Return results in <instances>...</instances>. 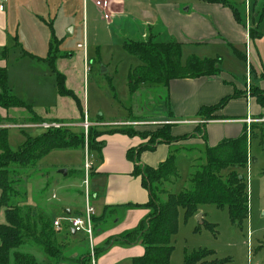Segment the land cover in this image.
I'll use <instances>...</instances> for the list:
<instances>
[{
    "label": "rangeland",
    "instance_id": "374dc122",
    "mask_svg": "<svg viewBox=\"0 0 264 264\" xmlns=\"http://www.w3.org/2000/svg\"><path fill=\"white\" fill-rule=\"evenodd\" d=\"M79 1L70 0L68 3V0H0V5L4 7V11L3 9L1 11L2 15L0 14V28L2 30L6 28L3 43L8 49L5 63L8 65L14 83L27 95L28 102L24 103L32 106L38 116L67 119L71 127L65 130H70L71 133H85L80 128L85 120L95 124L96 126L90 129L92 132L85 134V151L89 148L88 141L92 144L93 150L97 149L104 138L129 132L130 130L127 131V129L130 126L135 127L131 132L134 131L140 135L157 132L164 124H168L153 122L162 119L165 113L169 112L164 105L167 98L166 91L146 89L134 96L130 95L128 76L130 70L139 66L140 62L123 48L124 42L144 40L141 37L148 31L145 23L154 25L153 32L159 35V39H176L174 35L178 34H174L173 27L185 25L186 20L183 21L182 16L187 18L192 16L184 12L196 0H122L123 14L112 20L110 24L103 19L100 12L90 11L86 19V30L84 16L81 11L78 12ZM228 2L244 19L247 0H228ZM248 2L251 7V12L247 16V20L249 16L251 17L250 35L254 32L257 36L258 31L262 37L254 38V40L249 38L248 46L244 38L245 43L239 46L191 45L184 49L186 54H188L187 50L196 55H204L205 52H208L207 55L210 56L217 54L221 59L222 73L224 71L232 73L234 82L241 83L243 86H246L247 66L242 57L246 56V48L250 51L251 41L252 44L255 43L260 53L264 54V0ZM164 5L176 6L182 16L164 14L162 10ZM120 8V5H114L111 11L118 12ZM112 12H108L110 20ZM145 13L153 15L154 18L145 22ZM187 21L191 22V19ZM50 25L54 36L60 42L56 68L61 74L67 76L66 88L71 90L80 101L84 119L77 102L72 97L61 98L54 89L56 76L51 69L45 74L17 63L18 59L25 58L19 49L20 45L23 50L31 51L30 53H45L53 37ZM15 38L19 46L15 45ZM84 44H86V55L83 49L78 48L79 45ZM252 74L254 77V72ZM255 80L254 77L253 81ZM20 82L22 85H19ZM39 98L43 102H39L37 100ZM47 105L53 106L48 112H46ZM29 118L30 114L25 109L0 108V125H29L31 124L27 122ZM253 120L255 122L250 128L247 126L248 131L254 132L250 143V165L243 172L249 181L250 215L248 220L240 229L231 224L227 208L220 209L213 205L202 206L198 214L203 215L202 222L197 220L198 215L187 217L185 211L180 209L178 233L172 242L174 252L171 264H185L186 256H191L200 250L214 252L218 259H230L231 264H264V119L254 118ZM138 122H148L151 125H132ZM194 122H197V125L200 121ZM42 123H46L45 120L38 124ZM117 124H126V126H117ZM44 133L43 128L10 129L8 130L9 146L13 151H17L25 143L27 136L35 138ZM144 137L137 136L134 139L138 138L143 145L149 144V139ZM206 147L205 144L193 146L186 144L175 152L180 180L175 188H172L173 193L178 194L189 188L192 162L194 159H204ZM176 149L178 148L173 147L172 150ZM87 156L88 154L82 149L53 151L40 160L37 167L21 170V177L27 182L23 211L30 210L32 218L36 221L43 216L49 220L50 224H53L54 217L65 216L64 210L67 207L73 206L74 208L71 209L73 213L83 211L85 185L81 184L77 177L71 176L83 174V172L86 175L87 163L90 166L89 175L93 168L92 164L95 165L98 159L88 160L89 156ZM63 171L67 172V175ZM90 177L93 178V175ZM70 184L73 185L72 189ZM92 204L94 206L93 202ZM1 216L0 223H4V215L1 214ZM96 216L99 217L98 212ZM208 225L214 226V232L207 227ZM50 228L52 230V226ZM97 232L98 229L94 233V239ZM56 240L62 254L65 253L64 264H82L83 257L90 254L89 242H85L87 239L74 242L64 240L66 244L60 243L58 236ZM79 243L84 244L86 248L78 251ZM15 252L35 256L39 264L47 262L46 255L32 241L11 252L10 264H15L13 259ZM97 262L98 259L96 264Z\"/></svg>",
    "mask_w": 264,
    "mask_h": 264
},
{
    "label": "trees",
    "instance_id": "16d2710c",
    "mask_svg": "<svg viewBox=\"0 0 264 264\" xmlns=\"http://www.w3.org/2000/svg\"><path fill=\"white\" fill-rule=\"evenodd\" d=\"M199 1L228 7L233 11L235 19L240 21L239 13L228 0ZM50 27L53 32L51 25ZM258 37L260 35L255 36L254 32L250 35L253 40ZM59 45L60 42L53 32L49 43V55L45 60L56 76L59 95L72 97L77 102L84 119L85 115H83L80 101L71 90L66 88V77L56 68ZM123 48L140 62L139 66L130 70L128 76V89L131 96L141 90L162 89L166 91L168 100L171 82L202 77L217 78L222 73L220 58L200 59L191 56L184 65L181 44L161 40L158 35L152 33L144 40L125 41ZM7 53V48L1 50L0 58L5 60ZM23 53L25 56L35 58L25 51ZM242 58L246 60L245 56ZM261 78L264 80V74ZM246 93H250L256 103L264 108V90L251 86L250 90L244 93L236 92V95L223 99L217 105L201 108L198 118L206 122L218 120L217 113L222 111L232 99ZM0 108L25 109L30 114L27 122L38 124L44 121L34 112L32 106L26 105L11 93L6 67H0ZM204 126L205 124L198 125L195 133L182 136L173 135L172 130L175 127L173 123L164 124L157 132L145 135L131 132L135 129L131 126L127 129V131L130 130L129 132L123 133L130 138L145 136L144 138L149 139V144H141L137 149H130L127 153L128 159L134 164L133 175L140 178L142 186L149 194L147 204L128 205L127 207H142L149 210V214L135 229L110 237L105 242L104 248H96V260L112 247H131L141 244L145 248V253L133 259L132 264H171L174 252L172 242L178 233L180 209L185 211L187 217H193L199 214L200 208L204 205H213L220 209L227 208L231 224L234 227L243 228L250 215L249 181L243 172L250 165V143L254 134L248 131L247 127L238 138L226 139L215 147H207L204 159L193 160L188 189L178 194L170 190L180 180L175 152L182 149V144L186 141L199 137L205 139L204 129L201 128ZM8 130L0 129V211H4L6 221L5 224L0 225V264H10L11 252L27 245L29 241L37 245L46 255L47 262L43 264H59L63 259V254L56 240L58 232L55 231L53 224H50L49 220L43 216L36 221L32 218L30 210L23 211L27 182L22 179L20 172L26 168L37 167L40 160L53 151L72 149L85 151V133H71L65 128L50 129L39 137L27 136L25 143L17 151H13L9 146ZM89 131L92 132V130ZM120 131L123 130L120 129ZM103 142H100L102 144L99 148L93 150L92 144L88 141L87 147L91 149L86 148L85 153L90 155L99 153L100 155ZM162 144L176 146L178 149L172 151L158 167L142 165L141 154ZM107 217H109L107 213L101 217H94L95 227H98L101 220H103V225L106 224ZM207 227L214 232V226L208 225ZM13 259L15 264H39L35 256L22 252H15ZM82 264H92L91 252L83 257ZM185 264H231V260L218 259L214 252L200 250L191 256H186Z\"/></svg>",
    "mask_w": 264,
    "mask_h": 264
},
{
    "label": "crops",
    "instance_id": "0c3cea01",
    "mask_svg": "<svg viewBox=\"0 0 264 264\" xmlns=\"http://www.w3.org/2000/svg\"><path fill=\"white\" fill-rule=\"evenodd\" d=\"M111 1L112 7H114V5H120L121 8L118 12L113 10L114 13L110 9V12H112L113 15L111 16V20H109V24L112 20L117 19L123 14L122 0ZM68 3H70V0H68ZM230 5L232 6L231 3ZM1 7H3V5H0V14L2 11ZM95 10L96 12H100L95 7L92 0L79 1L78 12L81 11L84 16L85 30L87 27L86 19H88L89 13L90 11L94 13ZM162 10L166 15L170 14L176 17L182 16L181 12L176 8V6L164 5ZM249 12H251L250 6ZM184 13L189 15L192 14V16H189L188 18L186 16H182L184 18L183 21L186 20L185 25L181 24L180 27H173L174 34H178L174 35L176 39L166 40L175 41L181 44L182 63L184 65L191 56H198L201 59L219 58L217 54L214 56L207 55L208 52L203 53L204 55H196L194 52L190 53L189 50H187L188 54H186L184 49L191 45L213 44L216 47L229 44L233 46H239L242 43H245L244 40L246 39V45L248 46V39L250 38L251 31L249 22L251 21V17L249 16V20H247V8L244 19L239 14L240 21L235 19L233 11L230 8L221 5L202 3L199 0H196L193 5H190V7L186 9ZM100 15L103 17L101 12ZM148 16L150 17L144 18L145 22L154 18L151 14H148ZM189 19H191V22L187 21ZM145 25L147 26L148 31L142 35V39H146L151 33L157 35L155 32H153L152 27L154 25L151 26L150 24L146 23ZM5 30V27L3 30L0 28V51L4 48H7L4 46L5 43H3L5 40ZM257 33L262 37L258 31ZM14 41L15 45L19 46L17 45L19 44L17 38H15ZM84 45L86 46V44ZM21 47L22 46L20 45L19 49L21 50L22 56L24 55L23 52L25 51L33 55L35 58L24 55L25 58L17 60L18 64L21 63L24 67H31L34 70H38L39 72L45 74L49 71V69H51L50 65L45 60L49 55V45H47L45 53H30L31 51L28 52L23 50V47ZM79 49H83L85 51L84 54L86 55V49ZM184 57L185 60L183 61ZM245 58L247 66L246 86H243L241 83L234 82L232 73L229 74L227 71L221 73V75L217 78L202 77L198 79L173 81L169 87V99L164 101V105L167 107L169 112L165 113V116L162 119H157L153 122L158 124L173 123L175 127L172 131L173 135L175 136L192 134L195 133V130L198 127V125L193 124L194 121H200L198 118L200 109L203 107L217 105L223 99L236 95V92L244 93L245 91H248V89L246 90L247 79L250 78V87L256 86L264 90V80L261 78V75L264 74V54L262 55L260 53L255 43L253 42L252 44V41L250 51L246 48ZM5 60L0 58V67H6L8 70V65H6ZM57 61L58 59L56 60V63ZM253 72L254 77L256 78L255 81H253ZM65 77L67 81V76ZM8 83L11 93L14 96L23 102H28L27 95H25V93H23V91L17 87V84L14 83L9 70ZM19 85H22L21 82ZM53 87L58 92L57 84H55ZM37 100H39V102H43L41 98ZM47 106L46 112L49 111V108L52 109L53 107L52 105ZM217 115L219 117L218 120L209 121L204 127H201L204 129L206 136L205 139L199 137L186 141L182 145L184 146L187 144L189 146H193L195 144H205L207 147H215L226 139L238 138L243 133L245 127L248 126L250 128L252 125V123H248V120H253L254 118L264 119V108H261L256 103V101L250 96V93H246L245 95L242 94L232 99L222 111L217 113ZM39 117L48 123H50V121H59L61 123L65 122L63 124L68 125L67 122H69L67 119L47 118L43 116ZM140 145L141 142L138 138H130L124 134L118 133L108 136L104 138V145L100 155L99 153H93L91 155L89 154V160L93 158L96 160L97 158L98 162H95V165L92 164L93 168L89 172V175H87V183H85L86 175L84 172L83 174L71 176L77 177V179L81 181V184L84 183L85 193L88 192L91 195V200L94 203L96 212L99 213V217L104 216L106 213L109 214V217H107L108 221L106 226L103 225V220H101L98 227L96 228V230L98 229V232L96 238L94 239V245L97 249L104 248L105 242L110 237L118 236L124 232L135 229L141 221L146 219L149 214V210L142 207H127L128 205H145L149 200L148 191L142 186L140 178L133 175L134 164L127 157V153L130 149H137ZM173 147L176 146L162 144L156 146L153 150L144 151L140 156V162L142 165L158 167L170 155V153H172ZM90 175H93V178H91ZM69 186L71 189L73 188V185L70 184ZM175 186L176 185L173 187L175 188ZM173 187H171V191ZM72 208L74 207H67L64 210V213H66L67 210H70L71 214H78L82 212L80 211L73 213L71 210ZM1 214L4 215L3 210L0 211V216ZM57 218L59 217H54V220ZM5 222L6 221H4V223H0V225L5 224ZM57 236L60 243L62 244H66L64 240L67 242L86 240L85 236L83 235L80 236L67 231H61ZM85 242H87V240ZM85 248L86 247L84 244L79 243L78 251H82ZM144 253L145 248L141 244L131 247L115 246L101 255L98 258L97 264H132L133 259L143 256ZM65 258L66 257L64 253L63 259L59 264H64Z\"/></svg>",
    "mask_w": 264,
    "mask_h": 264
},
{
    "label": "built area",
    "instance_id": "2783aa9c",
    "mask_svg": "<svg viewBox=\"0 0 264 264\" xmlns=\"http://www.w3.org/2000/svg\"><path fill=\"white\" fill-rule=\"evenodd\" d=\"M93 4L95 7L102 13L103 18L106 21L110 20V15L108 12H110V9L112 7V1L111 0H92ZM249 0H247V10H248V15H249ZM3 9V7H1ZM79 48H84L86 49L85 45H79ZM247 88L250 90V78L248 79L247 82ZM254 120H248V123H254ZM197 122H194L193 124H196ZM206 121H201L198 122L197 125L201 124H206ZM151 125V123L148 122H138V123H133L132 125ZM158 124V123H156ZM160 124V123H159ZM126 126V124H123ZM121 124H117V126H123ZM128 125V124H127ZM153 125V124H152ZM163 125V124H161ZM96 125L93 123H89L87 120L84 121L83 125L80 126L85 132L86 135H88V132L90 128L95 127ZM71 125L63 124V123H42V124H29V125H0V129H13V128H21V129H35V128H43L45 131L50 130V129H63V128H69ZM88 154V153H87ZM89 156V154H88ZM87 156V157H88ZM89 160V157H88ZM90 169L89 164H86V182L87 183V175H88V170ZM85 205L84 209L81 213L78 214H71V215H65L60 218H57L56 220L53 221V227L57 232L61 231H67L69 233H75L76 235H83L89 242V250L91 252L92 256V264H96V258H95V245H94V233L96 231L95 223H94V217H96V210L92 204L91 200V195L86 192L85 193Z\"/></svg>",
    "mask_w": 264,
    "mask_h": 264
},
{
    "label": "water",
    "instance_id": "95a60500",
    "mask_svg": "<svg viewBox=\"0 0 264 264\" xmlns=\"http://www.w3.org/2000/svg\"><path fill=\"white\" fill-rule=\"evenodd\" d=\"M148 17H150V16H148V14L145 13L144 18H148ZM63 173H65V175H67V172L63 171ZM66 214L71 215V211L67 210ZM202 219H203V215L200 214L197 216V220H199V222H202ZM73 234H75V233L73 232Z\"/></svg>",
    "mask_w": 264,
    "mask_h": 264
}]
</instances>
